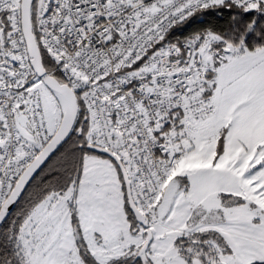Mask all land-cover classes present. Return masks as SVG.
<instances>
[{
	"label": "snow or ice",
	"instance_id": "6c2138e0",
	"mask_svg": "<svg viewBox=\"0 0 264 264\" xmlns=\"http://www.w3.org/2000/svg\"><path fill=\"white\" fill-rule=\"evenodd\" d=\"M0 264H264V0H0Z\"/></svg>",
	"mask_w": 264,
	"mask_h": 264
}]
</instances>
